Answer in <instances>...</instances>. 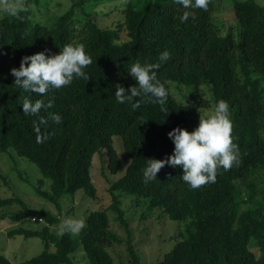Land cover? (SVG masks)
<instances>
[{
  "label": "trees",
  "instance_id": "1",
  "mask_svg": "<svg viewBox=\"0 0 264 264\" xmlns=\"http://www.w3.org/2000/svg\"><path fill=\"white\" fill-rule=\"evenodd\" d=\"M85 1H72L50 25L32 22L29 7L0 16V152L12 149L33 162L41 175L35 193L56 206L63 194L80 188L96 196L90 175L95 154L105 158L111 173L124 170L109 181V204L87 212L84 227L75 235L52 233L49 225L58 217L49 210L29 207L18 196L0 197V208L13 202L20 206L8 215L0 213V220L6 215L46 222L40 229L10 230L9 235L39 237L43 249L17 263L0 254V264H74L71 256L79 247L88 264H114L108 247L123 241L110 229L108 210L125 226L122 197L138 206L142 219L183 220L172 234L173 245L154 264H264V182L258 180L264 170V5L233 2L235 35L232 29L221 33L214 24V0H208L206 9H184L175 0H121L98 16L90 11L78 16L74 7ZM103 2L95 0L91 8ZM185 11L189 19L182 21ZM104 17L109 24L100 23ZM68 43H83L90 53L87 81L74 79L44 97L16 87L10 69L18 68L23 56L42 50L57 53ZM164 51L169 57L161 61ZM137 61L157 65V77L169 90L163 110L141 97L133 98L141 101L137 109L116 101L118 84L126 90L138 87L128 72ZM171 84L190 88L197 94H191L192 100L201 105L212 103L215 108L219 100L229 104L238 162L218 169L214 183L192 189L181 179L182 167L168 164L157 178L144 182L147 160L164 159L173 151L167 133L177 126L186 129L190 122L189 107L175 97ZM28 95L51 99L48 111L61 116L59 124L40 126L39 135L47 139L39 143L34 122L47 113L41 109L39 115H25L21 103ZM113 136L122 142L126 164ZM46 180L49 190H42ZM126 243L130 264H140L130 237Z\"/></svg>",
  "mask_w": 264,
  "mask_h": 264
},
{
  "label": "rangeland",
  "instance_id": "2",
  "mask_svg": "<svg viewBox=\"0 0 264 264\" xmlns=\"http://www.w3.org/2000/svg\"><path fill=\"white\" fill-rule=\"evenodd\" d=\"M72 1L74 0H8L9 3L19 4L21 8L29 7L31 9L30 19L32 22L39 21L48 25L53 23L59 14L68 9ZM94 1L87 0L77 4L74 7V12L80 16L81 12L84 14L90 11L91 15L95 14V16H98L113 8V4H121V0H102L104 1L102 4L100 3L92 9L91 5ZM234 1L236 0H214L212 19L214 24L220 28L221 33H225L228 29H232L235 35L237 33V24L234 12L232 11ZM255 1L258 4L264 5V0ZM3 2L4 0H0V7H2ZM4 14L6 13L0 11V16ZM106 21L109 24L107 18H105V21H100V23L104 24ZM170 88L175 97L189 107L190 122L186 128L187 130L191 131L198 125L200 115L203 117L214 111L212 103L201 105L192 100V95L197 97V94H194L195 92H192L190 88L187 89L191 93L182 85L171 84ZM207 92H205L206 96H208ZM112 139L113 146L122 164H126L128 156L123 149L119 136H113ZM8 151L10 152H0V197L18 196L29 207L49 210L58 217V222L49 225L50 231L57 235H59L58 226L65 219L72 218L83 221L87 212L106 207L110 202V195L107 191L109 181L115 180L124 170L123 167V169L116 173H111L107 169L105 161H103L105 158L95 154L92 159L90 175L96 188V196H88L80 188L74 194H63L58 199L56 206V203L46 200L35 193L34 188L37 185L38 178L41 177L37 166L25 158L17 156L12 149ZM258 180L264 182V170L259 171ZM41 189L49 190V180H46L42 184ZM121 199V206L125 210V226L118 221L113 211L108 210L110 229L123 241L120 244L114 243L108 247L114 264H130L126 243L128 237H130L131 243H133L136 252L139 254L140 264H154L156 259L161 257L173 245L174 239L171 238L172 234L175 232L176 227L183 226V220L180 222L172 221L162 216L142 219L140 218V209L131 203V199L127 197H122ZM19 207L18 203L13 202L0 208V213L3 212L8 215ZM37 218L34 221L29 217L12 220L9 216L5 215L0 220V254L6 256L13 263L38 254L44 245L39 237H24L21 234L9 235V231L17 227L42 228L46 222L44 219L40 220ZM50 249H52V246ZM71 258L74 264H88L80 247L73 253Z\"/></svg>",
  "mask_w": 264,
  "mask_h": 264
},
{
  "label": "clouds",
  "instance_id": "3",
  "mask_svg": "<svg viewBox=\"0 0 264 264\" xmlns=\"http://www.w3.org/2000/svg\"><path fill=\"white\" fill-rule=\"evenodd\" d=\"M175 3L184 9H206L208 0H175ZM22 8L19 4L9 3L4 0L0 11L8 15H16ZM190 12L185 11L180 17L182 21L189 19ZM49 53L42 50L21 58L19 67L10 69L14 77V84L18 89L26 93L46 96L51 90H59L70 85L74 79L87 81L89 76L85 69L92 63L90 53L86 51L83 43L65 44L57 53ZM169 53L160 54V60L165 61ZM157 65L139 61L128 70L135 79L138 87L131 86L125 89L122 85L116 86L114 92L118 103L130 102L133 109L141 106V101L133 102V98L141 97L146 102L158 104L163 110L169 96V90L162 83L154 70ZM22 112L25 115H39L41 109L47 113V117L39 116V121L34 122L37 130V142H42L39 135L40 126H47L49 121L55 124L61 122L59 114L49 112L52 100L37 98L33 100L31 95L25 96L22 103ZM232 121L230 118L229 104L219 100L210 114L199 118L198 125L191 131L175 127L167 133L174 143L173 151L164 159L149 158L143 170L144 182L147 183L157 178L158 171L168 164L172 167L180 166L183 169L181 179L192 189L205 184L214 183L218 169H229L238 162V145L233 142ZM38 217L37 219H39ZM33 221L36 218H31ZM42 220V218H40ZM84 227L81 220L65 219L58 226V234L70 232L75 235Z\"/></svg>",
  "mask_w": 264,
  "mask_h": 264
},
{
  "label": "built area",
  "instance_id": "4",
  "mask_svg": "<svg viewBox=\"0 0 264 264\" xmlns=\"http://www.w3.org/2000/svg\"><path fill=\"white\" fill-rule=\"evenodd\" d=\"M40 219V218H39Z\"/></svg>",
  "mask_w": 264,
  "mask_h": 264
}]
</instances>
